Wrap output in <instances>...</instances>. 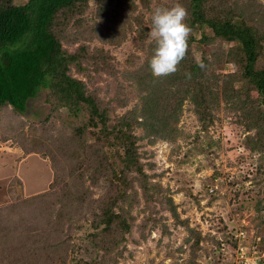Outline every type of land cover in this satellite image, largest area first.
I'll return each mask as SVG.
<instances>
[{
	"label": "rangeland",
	"instance_id": "obj_1",
	"mask_svg": "<svg viewBox=\"0 0 264 264\" xmlns=\"http://www.w3.org/2000/svg\"><path fill=\"white\" fill-rule=\"evenodd\" d=\"M25 1L13 0L16 4ZM177 3L189 18L190 0H110L111 13L105 16L98 13L99 1L88 0L62 25L65 55H77L81 46L85 48L68 73L84 82L99 111L107 114L108 125L126 123L122 117L132 112L150 115L151 121L160 116L164 103L174 105L181 100L174 139L152 137L150 132L157 128L151 123L129 127L145 173L171 196L175 209L163 206L159 199L149 207L142 198V211L132 212L135 219L125 248L118 245L115 252L120 255H105L100 263L235 264L237 248L243 246L253 258L244 264H264V246L258 248L249 238L260 228L252 175L258 157L264 159V149H246L248 140L264 136V123L247 128L240 111L226 101L231 93L244 89H251L250 102L257 98L256 90L241 78L244 64L236 56L239 45L236 48V42L216 38L207 26L195 23L186 50L189 60L179 63L174 75L158 78L161 90L150 88L154 76L148 74V62L155 47L150 37L151 13ZM204 10L206 17L236 14L234 20L241 17L248 25L264 29V0H208ZM261 52L256 66H264ZM190 61L199 65L206 86L213 87L208 91L215 93L212 97L202 86L197 95L202 104L214 99L209 103L210 124L200 121L190 95L184 93L186 86L178 80ZM0 63L7 72L18 66L7 55L0 56ZM51 96V89L41 87L28 99L23 113L11 105L0 106V240L13 238L7 253L26 255L24 264H77L80 258L88 262L94 257L92 251L83 254L88 248L85 236L89 222L99 213L95 200L104 183L91 186L86 179L80 185L77 174L93 163L95 152L87 145L94 147L92 130H100L101 125L96 129L85 126L87 145L82 143L75 128L87 123V113L76 117L65 107L54 109ZM261 173L264 177V160ZM260 181L264 191V179ZM85 189L91 198L83 201ZM41 194L44 197L37 199ZM263 195L256 200L264 202ZM26 231L32 240L19 239ZM231 235L238 240L230 241ZM252 248L263 257L253 254ZM102 253L98 249L97 255Z\"/></svg>",
	"mask_w": 264,
	"mask_h": 264
},
{
	"label": "trees",
	"instance_id": "obj_2",
	"mask_svg": "<svg viewBox=\"0 0 264 264\" xmlns=\"http://www.w3.org/2000/svg\"><path fill=\"white\" fill-rule=\"evenodd\" d=\"M87 1L26 0L24 3L16 4L13 0H0V56L6 57L7 55L8 58L12 57L18 63V66L10 72H7L4 65L0 63V90L6 92L0 94V106L11 105L15 111L23 113L28 99L34 97L41 87H47L51 89L54 109L65 107L69 114L76 117L80 112L87 113V123L75 128V136L84 141L82 143L87 142L84 135L87 132L85 126L96 129L98 124L101 125L100 130H92L94 147L86 143L95 152L93 163L87 168L84 167L77 174L80 185H83L82 183L86 179L91 186L98 185L102 180L104 183L101 185V189H103L101 196L95 200V207L98 208L99 213L93 216L89 222L85 236L88 248L83 254L89 255L92 251L94 257L88 262H86L88 258L86 260L80 258L77 262V264H101L100 261L105 255L112 254L114 257L120 255V252H115L118 250V245H123L125 248L132 222L135 219L132 212L134 209L142 211L139 208L142 198L146 199L143 201H146L149 207L159 199L163 206L167 205L169 209H175L176 205L173 204L171 196L166 194L157 182L151 181L150 176L145 173L135 146L136 138L129 131V127L135 125L136 122L143 128L151 123V126L157 128L155 132H150L152 137L174 139L176 118H178L177 113L181 106V100L177 103L174 102V105L164 103L161 106L162 113L160 116L151 119V121L149 120L150 115L144 113H139L143 121H138L140 115L137 116L132 112L122 117L126 123L108 125L107 114L99 111L96 99L87 92L84 82L68 73L69 65L74 63L79 55L83 56L84 46L80 47L77 55H65L66 53L61 46L63 37L61 29L64 21L67 20V17L74 15L77 9H82ZM97 1L101 3V9L98 13L103 16L106 13L109 15L111 13L108 7L110 0ZM113 1L115 2V0ZM190 3L192 9L190 17L186 20L190 28L194 27L195 23L199 26H207L213 32L214 37L236 42V48L239 45L236 56L244 64L241 78L250 85L249 87L252 86L256 90L257 98L250 102L249 92L251 89H244L243 92L231 93L226 101L232 103V109L240 111L246 121L247 128L260 127L259 122L264 123V66H256V62L262 56L261 51H264V44H262L264 29L259 30L248 25L241 21L243 19L241 17L234 20V16H238L236 14L231 17L229 13L227 16L211 15L206 17L204 7L208 0H190ZM243 12L241 11L242 16H245ZM75 26H77V21ZM187 54L188 51L180 63L185 59L186 61L189 60ZM188 65L189 69L185 72L182 71L178 77L180 86H186L184 93L190 95L189 98L194 104L200 121H207L210 124L209 103L214 99L202 101V104L197 99V95L200 93L199 90H203L202 86L207 91L213 87L211 84L206 86V81L201 76L203 72L198 69V64L190 61ZM186 73H190V77H187ZM148 74L150 75L151 72ZM162 77L165 79L168 76ZM175 77L177 78V76ZM158 78L152 79L151 77L150 88L152 91L161 90ZM156 94L155 92V98H158ZM209 94H212L213 97L215 93L211 90ZM146 96L148 98V95ZM151 100L155 101L153 98ZM147 101L150 100L147 99ZM168 127L169 129H165ZM253 140L251 143L248 140L246 149L250 152H254L256 149L260 151L264 149V136L261 135ZM114 159L116 160L113 161ZM263 160L258 157L252 175L253 189L257 191L256 199L259 198L260 193L264 192L262 190L263 183L261 184L260 181L264 179L261 173ZM112 161L117 162V164H113ZM178 163L181 165V161L178 160ZM149 165L152 166V163ZM136 184L138 185L136 186ZM90 194L91 192L85 189L84 195H81V200L85 201V198H91ZM43 197L41 194L36 198ZM256 199L254 205L259 212L258 226L260 228L257 229L256 235L253 233L249 238L252 244H256L260 248L264 246V236H262L264 234V202ZM16 208L14 209L15 213L18 211ZM23 237L32 240L27 231L19 239ZM12 239L3 238L0 240V264H24L26 262V255L18 256L7 253ZM229 239L230 241L238 240L233 235L229 236ZM98 249L103 250L101 255H97Z\"/></svg>",
	"mask_w": 264,
	"mask_h": 264
},
{
	"label": "clouds",
	"instance_id": "obj_3",
	"mask_svg": "<svg viewBox=\"0 0 264 264\" xmlns=\"http://www.w3.org/2000/svg\"><path fill=\"white\" fill-rule=\"evenodd\" d=\"M187 10L179 3L167 8H155L151 13L150 37L155 43L148 65L154 77L177 71L184 58L191 28L186 23ZM190 77V73L185 74Z\"/></svg>",
	"mask_w": 264,
	"mask_h": 264
},
{
	"label": "built area",
	"instance_id": "obj_4",
	"mask_svg": "<svg viewBox=\"0 0 264 264\" xmlns=\"http://www.w3.org/2000/svg\"><path fill=\"white\" fill-rule=\"evenodd\" d=\"M241 234V233H240ZM239 234V235H240ZM243 248H244V250H243ZM257 248V247H256ZM256 248H252V249H254L253 250V254H255L256 256H260L261 257V255L264 253H262V254H260V252H258V254H256L257 253V251H256ZM236 252V251H235ZM247 250H246V248L245 247H243V246H240V247H238L237 248V260L236 259H234L235 261V264H244V263H247V262H249V261H253V258L251 257V256H247ZM249 252H252V251H249ZM239 255V256H238ZM264 255V254H263ZM263 255H262V257H263ZM258 259V257H254V260H257ZM264 258H262L261 260H263Z\"/></svg>",
	"mask_w": 264,
	"mask_h": 264
}]
</instances>
